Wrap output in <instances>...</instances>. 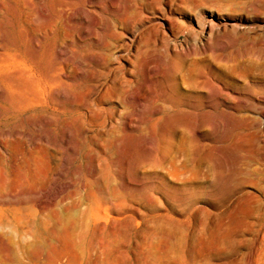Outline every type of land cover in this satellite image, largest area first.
<instances>
[{
  "label": "rangeland",
  "instance_id": "obj_1",
  "mask_svg": "<svg viewBox=\"0 0 264 264\" xmlns=\"http://www.w3.org/2000/svg\"><path fill=\"white\" fill-rule=\"evenodd\" d=\"M177 2L145 13L152 33L139 52L157 104L125 129L122 105L107 101L101 132L74 125L72 136L7 85L39 77L58 44L43 40L34 60L4 3L5 53L20 63L0 70V177L11 188L0 264H264V0Z\"/></svg>",
  "mask_w": 264,
  "mask_h": 264
},
{
  "label": "bare ground",
  "instance_id": "obj_2",
  "mask_svg": "<svg viewBox=\"0 0 264 264\" xmlns=\"http://www.w3.org/2000/svg\"><path fill=\"white\" fill-rule=\"evenodd\" d=\"M159 1L0 0V70L19 67L20 63L16 58L9 61L5 53L9 49L4 24L6 19L3 20L9 12L5 2L15 3L19 26L34 50V60L38 58L43 40L50 39L58 44L56 51L52 45L48 47L47 54L51 59L39 77L29 74L14 76L7 81V85L19 96L17 103L26 107L44 106L49 112V120L60 118L67 125L63 131L67 136L77 133L74 125L83 135L90 132L89 126L96 127L97 133H100L107 120L104 115L107 101L122 105L119 122L125 129L133 127V112L137 108L157 104V96L152 90L156 73L144 62L139 50L143 36L152 33L147 29L150 22L145 13L154 10ZM170 1L178 7V0ZM101 4H105V7L101 8ZM77 6L82 8L75 12ZM87 14L93 15L92 21L88 20ZM76 25L83 28L81 34L72 30ZM87 39L92 40L87 53L81 58H74L73 52H77V48L84 49ZM29 69L24 68L26 71ZM128 72H134L137 76H128ZM109 110L114 114L116 109L112 106ZM157 112L158 109L150 113ZM10 189L8 181L2 178L0 197L7 198ZM2 256L7 257L6 250ZM74 262V259L70 260V263Z\"/></svg>",
  "mask_w": 264,
  "mask_h": 264
}]
</instances>
